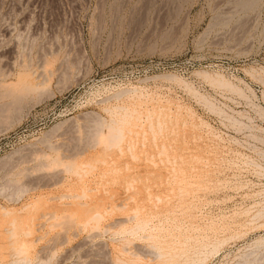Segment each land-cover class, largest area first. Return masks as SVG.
I'll return each mask as SVG.
<instances>
[{
	"label": "rangeland",
	"instance_id": "rangeland-1",
	"mask_svg": "<svg viewBox=\"0 0 264 264\" xmlns=\"http://www.w3.org/2000/svg\"><path fill=\"white\" fill-rule=\"evenodd\" d=\"M248 2L0 0V264H264Z\"/></svg>",
	"mask_w": 264,
	"mask_h": 264
},
{
	"label": "bare ground",
	"instance_id": "bare-ground-1",
	"mask_svg": "<svg viewBox=\"0 0 264 264\" xmlns=\"http://www.w3.org/2000/svg\"><path fill=\"white\" fill-rule=\"evenodd\" d=\"M249 1H250V0H249ZM244 2H246V1H244ZM242 3H243V2H242ZM247 3H250V2H248V0H247ZM247 3H245V4H247ZM245 4H244V5H245ZM49 73H50V72H49ZM28 75H29V74H28ZM18 77H19V76H18ZM29 77H30V75H29ZM29 77H28V78H29ZM47 77H48V76H47ZM47 77H46V78H47ZM25 78H26V76H25ZM22 79H23V77H22ZM29 79H30V78H29ZM31 79H32V78H31ZM20 80H21V79H20ZM26 81H27V80H26ZM24 82H25V81H24ZM32 82H33V81H32ZM42 82H43V81H42ZM19 83H20V82H19ZM38 83H39V82H38ZM41 84H42V83H41ZM6 86H7V85H6ZM37 86H38V85H37ZM34 87H35V86H34V85H31V83H30V81H29V83L26 82V83H21V84H19V85H13V86L10 85V87L8 86V87H5V88H3V89L5 90V89L7 88L4 92H6V93H8V94H12V95L14 96V94L16 95V92H17V91H19L20 93H22V92H23V93H26V92H28V91L30 92V90L33 91L32 89H33ZM36 89H38V88H36ZM36 89H35V90H36ZM14 92H15V93H14ZM19 92H18V93H19ZM18 93H17V95H18ZM20 93H19V94H20ZM27 94H28V93H26L25 95H27ZM12 95H10V96H12ZM17 95H16V96H17ZM22 95H23V94H22ZM18 96H19V98H20L21 95H18ZM7 97H9V95H8ZM1 98H2V97H1ZM16 99H17V98H16ZM12 101H13V100H12ZM13 104H14V103H13ZM11 105H12V104H11ZM118 108H119V107H118ZM115 109H116V108H115ZM125 109H126V108H125ZM126 113H127V112H126ZM124 115H125V114H124ZM123 117H124V116H123ZM116 121H118V120H116ZM112 122H113V120H112ZM120 122H121V121H120ZM122 123H123V122H122ZM117 124H118V123H117ZM157 124H158V123H157ZM120 125H121V124H120ZM120 125H119V126H120ZM158 125H159V124H158ZM121 126H123V124H122ZM107 128H108V127H107ZM159 129H161V128H159ZM96 131H97V130H96ZM99 132H100V131H99ZM99 132H98V133H99ZM101 133H102V132H101ZM101 133H100V134H101ZM121 135H122V134H121ZM121 135H120V130H119V128H118V125H116V126H114V125H110L109 128H108L107 133L105 134V137L109 139V141H108L109 143H107V144L110 145V142H111L112 139H114L113 141L116 142L115 139L118 140L119 136H121ZM125 135H126V134H125ZM121 137H123V136H121ZM96 138H97V137H96ZM98 139H99V138H98ZM98 139H97V140H98ZM97 142H98V141H97ZM101 142H103V141H101ZM114 142H113V144H114ZM99 143H100V142H99ZM100 144H101V143H100ZM102 144H103V143H102ZM118 144H119V143H118ZM104 145H105V144H104ZM114 145H115V144H114ZM132 145H133V144H132ZM115 146H116V145H115ZM104 148H105V146H104ZM115 148H116V147H115ZM162 148H164V147H162ZM110 149H111V148H110ZM66 156H67V155H66ZM74 156H75V155H74ZM60 160H61V159H60ZM60 160H59V161H60ZM74 161H75V160H74ZM72 162H73V160H72ZM72 162H70V163H72ZM60 164H61V163H60ZM72 164H73V163H72ZM72 164H71V165H72ZM75 164H76V163H75ZM63 165H64V164H63ZM83 165H85V164H83ZM72 166H73V165H72ZM67 167H68V166H67ZM57 168H58V167H57ZM62 170H63V169H62ZM84 170H85V169H84ZM117 170H118V169H117ZM76 171H77V170H76ZM68 174H69V173H68ZM79 175H80V174H79ZM80 176H81V175H80ZM57 180H58V179H57ZM48 181H49V180H48ZM55 182H56V181H55ZM59 182H60V181H59ZM52 183H53V182H52ZM52 185H53V184H52ZM33 188H34V187H33ZM90 191H91V190H90ZM63 196H64V195H63ZM78 196H79V195H78ZM67 197H68V196H67ZM71 197H72V196H71ZM88 197H89V196H88ZM76 198H77V197H76ZM81 198H82V197H81ZM111 198H112V197H111ZM157 199H158V198H157ZM30 204H31V203H30ZM30 204H29V205H30ZM84 205H85V204H84ZM86 205H87V204H86ZM86 205H85V206H86ZM82 206H83V205H82ZM117 206H118V205H117ZM26 207H27V206H26ZM33 207H34V206H33ZM24 208H25V207H24ZM24 208H23V209H24ZM21 211H22V210H21ZM7 212H9V211H7ZM7 212H6V213H7ZM18 212H19V211H18ZM8 214H9V213H8ZM8 214H7V215H8ZM27 214H28V213H27ZM93 214H94V216L99 217V213H98V212H94ZM5 215H6V214H5ZM9 215H10V214H9ZM94 216H93V217H94ZM96 217H95V218H96ZM135 217H136V216H135ZM32 218H33V217H32ZM95 218H94V220H95ZM133 218H134V217H133ZM133 218H132V219H133ZM13 219H14V218H13ZM19 219H20V220H18V222H19V223H22V224L26 223V221L29 220V219H22V218H19ZM91 219H92V218H91ZM14 220H15V219H14ZM14 220H13V221H14ZM13 221H12V222H13ZM31 221H32V219H31ZM14 222H16V221H14ZM117 222H118V221H117ZM59 224H60V223H59ZM12 225H13V223H12ZM139 226H141V225H139ZM142 227H143V226H142ZM14 228H15V226L13 227V229H14ZM137 228H138V227H137ZM18 229H19V228H18ZM142 230H143V229H142ZM10 232H11V231H10ZM14 232H16V231H14ZM107 232H108V231H107ZM25 233H26V232H25ZM13 234H14V233H13ZM21 235H22V234H21ZM24 235H25V234H24ZM27 236H29V231H28V235H27ZM14 237H15V234H14ZM20 238H21V237H20ZM18 241H19V240H18ZM24 243H25V242H24ZM22 245H23V242H22L21 245L17 248V250H18L17 253H19V251L22 252V251L24 250L23 248L26 247V246L23 247ZM213 246H214V245H213ZM28 247H29V245H28ZM216 247H217V246H216ZM26 248H27V247H26ZM26 248H25V250H26ZM212 248H214V247H212ZM22 249H23V250H22ZM125 249H126V248H125ZM216 249H217V248H216ZM213 251H214V250H213ZM23 252H24V251H23ZM204 252H205V251H204ZM211 252H212V251H211ZM214 252H215V251H214ZM136 255H137V254H136ZM177 255H178V254H177ZM159 256H160V255H159ZM160 257H161V256H160ZM16 258H17V257H16ZM20 261H21V260H20ZM17 262H18V261H17ZM122 262H123V261H122ZM118 264H119V263H118Z\"/></svg>",
	"mask_w": 264,
	"mask_h": 264
}]
</instances>
